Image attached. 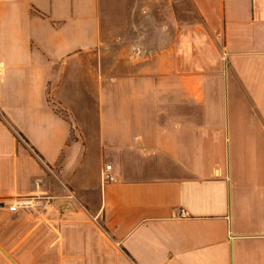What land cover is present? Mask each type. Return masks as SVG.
<instances>
[{
    "label": "crops",
    "instance_id": "0c3cea01",
    "mask_svg": "<svg viewBox=\"0 0 264 264\" xmlns=\"http://www.w3.org/2000/svg\"><path fill=\"white\" fill-rule=\"evenodd\" d=\"M0 264H264V0H0Z\"/></svg>",
    "mask_w": 264,
    "mask_h": 264
},
{
    "label": "built area",
    "instance_id": "2783aa9c",
    "mask_svg": "<svg viewBox=\"0 0 264 264\" xmlns=\"http://www.w3.org/2000/svg\"><path fill=\"white\" fill-rule=\"evenodd\" d=\"M112 166H107L106 170L103 173V181L104 183L115 182L116 178L112 175ZM42 182L37 184V188H40ZM7 205L9 211L13 214L32 212V213H44L54 204V197L44 195L43 193L32 195V196H24L17 197L10 200H7V203H3V205ZM182 216H186L185 211H182Z\"/></svg>",
    "mask_w": 264,
    "mask_h": 264
},
{
    "label": "rangeland",
    "instance_id": "374dc122",
    "mask_svg": "<svg viewBox=\"0 0 264 264\" xmlns=\"http://www.w3.org/2000/svg\"><path fill=\"white\" fill-rule=\"evenodd\" d=\"M166 7L162 5L161 16H159V21L161 24V28H165L164 31L162 30L161 34V41H170L173 39L174 35L176 34V28L174 27V18L170 15V9L164 10ZM157 37V35H156ZM146 40H152V35L150 34L148 37L145 38Z\"/></svg>",
    "mask_w": 264,
    "mask_h": 264
}]
</instances>
